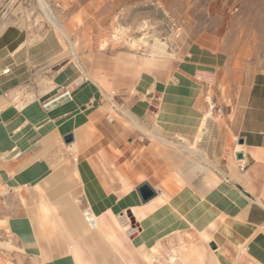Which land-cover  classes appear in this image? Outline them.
<instances>
[{
	"label": "crops",
	"instance_id": "0c3cea01",
	"mask_svg": "<svg viewBox=\"0 0 264 264\" xmlns=\"http://www.w3.org/2000/svg\"><path fill=\"white\" fill-rule=\"evenodd\" d=\"M34 6L0 19V264H264V71L227 81L226 95L221 76L222 114L204 122L194 74L222 65L206 46L122 53L103 75L64 57L53 30L31 40ZM144 183L156 192L146 203ZM123 213L138 227L130 239Z\"/></svg>",
	"mask_w": 264,
	"mask_h": 264
},
{
	"label": "rangeland",
	"instance_id": "374dc122",
	"mask_svg": "<svg viewBox=\"0 0 264 264\" xmlns=\"http://www.w3.org/2000/svg\"><path fill=\"white\" fill-rule=\"evenodd\" d=\"M84 1L87 0H62L59 8L56 1L44 0L58 21L54 23L69 30L71 44L48 20L38 0V3L36 0H18L14 11L26 2L33 6L37 3L34 7L40 16L36 17L38 25L35 30L39 32L33 33L31 40L35 41L41 34L53 30L65 48L64 57L87 58L83 67L88 71L101 68L103 75L112 70L115 56L122 53L148 54L151 48L153 50L155 39L166 42L170 54L192 42L204 45L222 64L218 76L211 80L208 100H205L203 92L205 102L218 95L216 86L221 76L227 80L219 84V92L226 95L227 81L240 82L243 75L264 71V0H98L91 15L77 13L70 16ZM27 26L34 29L30 24ZM71 45L76 48L75 57L71 53ZM158 53L165 54V51ZM199 73L207 72L194 74L195 82L201 85L196 80ZM205 104L207 106V102ZM213 114L218 116L215 110ZM6 215H9L8 210ZM1 216L2 213L0 219ZM116 221L124 236L130 239L117 218ZM7 239L0 231V242H7ZM172 258L175 257L160 264H172ZM145 259L150 264L151 259Z\"/></svg>",
	"mask_w": 264,
	"mask_h": 264
},
{
	"label": "built area",
	"instance_id": "2783aa9c",
	"mask_svg": "<svg viewBox=\"0 0 264 264\" xmlns=\"http://www.w3.org/2000/svg\"><path fill=\"white\" fill-rule=\"evenodd\" d=\"M17 2L18 0H7L5 2V4L0 9V19L1 20H8L13 15L14 5L17 4ZM177 31L179 30H176V32ZM8 72L9 70L4 71V73H8ZM214 77H215L214 74H207V73H199V76L196 77V80L201 84L204 90V93L206 95L205 100H208L209 98L208 93H209V90L211 89V80H214ZM81 82L82 80L69 86L62 94V97L66 99H70L71 90L75 88L77 85H79ZM206 102L208 105V109L210 108L212 110V113H214V110H215V113L218 116H221L222 109L220 108L216 109L215 99H210L209 102L208 101ZM238 167H239L240 172L245 173L246 169L244 166L240 165ZM159 195L160 197H163L162 193H158V196ZM82 212H83L84 222L90 227L93 226L95 223V216L92 214V212L88 208L83 209ZM117 220L127 237L131 238L138 232V227L135 225L132 217L129 214L123 213L117 216Z\"/></svg>",
	"mask_w": 264,
	"mask_h": 264
},
{
	"label": "bare ground",
	"instance_id": "6f19581e",
	"mask_svg": "<svg viewBox=\"0 0 264 264\" xmlns=\"http://www.w3.org/2000/svg\"><path fill=\"white\" fill-rule=\"evenodd\" d=\"M40 2H41V7H42V9L47 13V15H50L51 14V11H50V9H49V7L44 3V1L43 0H39ZM58 30H59V32H60V34H61V36L64 38V40H66V42H68V43H70L71 44V42H70V37H69V33L65 30V29H63V27H61L60 25L58 26ZM74 45V44H73ZM73 45H71V49H72V55L75 57L76 56V52L74 51V49H76ZM67 46V45H66ZM77 47V46H76ZM154 47H156L157 48V50L158 51H165V49H166V47H167V44H166V42H164V41H162V40H157V39H155V44H154ZM70 48V47H69ZM65 49V48H64ZM70 52V51H69ZM75 59V58H74ZM213 113H212V110L209 108V110L207 111V114L205 115V120H204V122L205 121H207L206 119L207 118H209V117H211V115H212ZM204 122H203V124H204ZM82 218H83V212H82ZM84 220V219H83ZM95 223H96V220H95ZM95 223H94V225H95ZM93 225V226H94ZM93 226H91V227H93ZM173 263L174 264H179V261H173Z\"/></svg>",
	"mask_w": 264,
	"mask_h": 264
},
{
	"label": "water",
	"instance_id": "95a60500",
	"mask_svg": "<svg viewBox=\"0 0 264 264\" xmlns=\"http://www.w3.org/2000/svg\"><path fill=\"white\" fill-rule=\"evenodd\" d=\"M63 142L66 145L70 144L72 142V136L71 135L65 136L63 138ZM236 159L237 160L242 159V154L237 153ZM137 190H138L139 196L141 198V201L143 203L148 202L149 200L153 199L156 196V192L154 190H152V188L148 184H145V183L140 185ZM209 246H210V248L215 249L214 244H210Z\"/></svg>",
	"mask_w": 264,
	"mask_h": 264
}]
</instances>
